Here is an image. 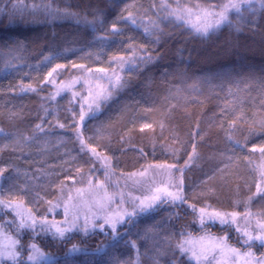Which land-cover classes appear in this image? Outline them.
<instances>
[{"label":"trees","instance_id":"1","mask_svg":"<svg viewBox=\"0 0 264 264\" xmlns=\"http://www.w3.org/2000/svg\"><path fill=\"white\" fill-rule=\"evenodd\" d=\"M225 4L239 8L203 32L218 19L203 13ZM261 149L264 0H0V200L13 205L0 207V228L16 242L18 264H34L32 244L47 256L40 264H210L181 247L199 236L264 259L242 230L264 222ZM168 172L174 185L182 178L184 202L161 196L140 212L135 205L149 197L125 195L137 214L115 234L91 224L103 223L105 209L124 212L119 199L105 209L91 202L99 214L90 219L80 195L70 197L80 187L89 201L128 186L146 195ZM62 195L76 216L53 207ZM15 203L51 230L21 227ZM208 204L242 223L208 220Z\"/></svg>","mask_w":264,"mask_h":264},{"label":"rangeland","instance_id":"2","mask_svg":"<svg viewBox=\"0 0 264 264\" xmlns=\"http://www.w3.org/2000/svg\"><path fill=\"white\" fill-rule=\"evenodd\" d=\"M160 171V170H159ZM144 174L146 173V171L143 172ZM156 172H151L149 174L153 175L152 178L154 177V174ZM142 174V175H144ZM145 176V175H144ZM145 181L144 179L140 180V182H143ZM163 181L164 183H162L160 186H156L157 188H167L169 191H172L173 189H175V186L174 184L170 183L171 181V173L168 172L165 177H163ZM128 184H132V181L130 180L128 182ZM143 185V184H142ZM141 184H137V187H140ZM145 186V185H144ZM157 188H154L152 186H146L145 187V190L146 191V195H142L141 193L139 192H134V189L132 190L129 186L127 187V189H123V193H120V192H113V193H110V194H105V195H92V198L91 197H88V198H91V201H89L86 197H84L83 195H85V193L82 191L83 188H78L74 191L71 190V195L70 197L75 201L78 200V195H80L81 197V201L82 202H79L80 204H82L83 206H86L90 209L89 210V217L90 219H93L95 218L96 214H99V213H94L96 212L94 207L91 205V202H95L97 204L98 207L100 208H103L105 209L104 205L108 206L107 204H109L112 200H110L111 198H114V199H119L121 202H119V204L123 205V210L124 212L126 211L127 209V197H129V200H135L137 198L139 199H142L144 198V196L146 197H151L153 192L156 191ZM217 188V187H216ZM151 189V190H150ZM216 197L218 196V193H219V190L217 189L216 190ZM126 195V196H125ZM86 196H90V195H86ZM123 197V199L121 200L120 197ZM100 197H106L107 198V201L108 203H104L103 202V199H100ZM126 199H125V198ZM145 197V198H146ZM70 198V199H71ZM110 198V199H109ZM62 202H55L53 205L55 206V209H58V208H61L62 204H63V209L65 210V212L67 213L68 210L70 208H68V206L72 207V209H74V211L72 210V213L76 216V209H75V206L73 204H71L70 202H68L67 198L65 196L62 195ZM102 200V201H101ZM101 205H103V207H101ZM14 208L16 209V212H17V217L20 221H25L27 222L28 220V217L29 215H31V217L33 218L32 214L25 208L23 207V205L19 204V203H15L14 204ZM206 212L207 214H210L212 213L211 212V207L210 205L208 204L206 206ZM131 210L127 209V212H130ZM215 212H219L221 214H231L233 213L234 211L232 212H229L231 210H223V209H214ZM69 212L71 213V211L69 210ZM105 212L107 215H114L115 213V210H107L105 209ZM121 214H123L124 212L123 211H119ZM19 213V215H18ZM117 213V212H116ZM234 214V213H233ZM226 217V216H225ZM247 217V216H245ZM244 217V218H245ZM240 218V214L238 213H235V218L234 220L236 221L237 219V223L240 224L242 223V221L239 219ZM34 219V218H33ZM213 222V221H212ZM260 225H264V222H261V223H258ZM255 225V224H254ZM254 225L252 224H246L245 226L242 224V226H244V228L242 229L244 232L247 231L248 233L252 234L253 236L255 235H259L261 234L260 231L258 230V225L256 226V232L254 233L255 231V228H254ZM240 228V227H239ZM254 233V234H253ZM206 236H202V237H195L196 240H193V241H187V239H184L181 244H182V247L186 250L189 251V258H191V260H206L208 261L210 264H236V261L238 260L240 263L244 260L242 264H258V261H253V260H264L263 257H258V258H254L251 254V257H249L247 254L248 253H244V252H241L239 251L238 249L236 248H233V247H229L225 242L223 244H219L218 242H213V241H209L208 238H205ZM192 243H193V246H192ZM13 245H15V251L18 253V258L17 260H19V252L17 250V244L16 242L14 241V239H11L1 228H0V250H5V249H11L13 247ZM32 245H35V244H32ZM31 245V246H32ZM35 247L37 249H39L36 245ZM186 247V248H185ZM235 250V251H233ZM40 253H42L43 255H39L37 254L36 255V259L35 260H32L30 261L31 263H36V264H40L42 263L44 260H48L47 259V256L41 251L39 250ZM193 253H195V256H193ZM33 255V251H32V248H31V253H30V256ZM197 257V258H196ZM209 259V260H207ZM0 260H9L7 258V256L3 257L2 259ZM227 260H231V263H228Z\"/></svg>","mask_w":264,"mask_h":264},{"label":"snow or ice","instance_id":"3","mask_svg":"<svg viewBox=\"0 0 264 264\" xmlns=\"http://www.w3.org/2000/svg\"><path fill=\"white\" fill-rule=\"evenodd\" d=\"M230 8L238 10L239 6L236 4H230V5L225 4L223 6V10L220 12L212 13V12L205 11L203 13L205 16L215 15L218 17V19L216 20L215 25L205 26L202 29V31L206 33L208 30V27L219 26L222 22L227 21L226 13L229 11ZM187 12H188V10H185L186 14H187ZM65 14L71 15L70 13H65ZM173 14L177 15V18H179V15L176 12V10H173ZM128 19L131 20L133 23H135L134 19L131 17V14H129ZM112 30L114 33L118 32V29L116 28L115 24H113ZM198 30H201V29H198ZM149 59H151V57H149ZM59 67H61V66L57 65V68H59ZM53 71H55V69ZM49 75H51V73H49ZM116 83H119V77H116ZM103 98L104 99L108 98L106 93L103 94ZM93 103H96V100H94ZM88 107H89V112L94 113L95 110L93 109L92 105L90 104V105H88ZM96 110H98V104L96 106ZM85 115L86 114L82 110L81 114H80V121H83L85 119ZM37 127H39V125ZM60 127H63V125H60ZM76 136H77V139L80 140L82 149L86 148V145H84V142L81 138L82 133H81L79 128H76ZM237 143H239V142H237ZM261 151L264 152V149H261ZM92 153H93V155L97 156V159H100V157L98 156V154H96L94 149L92 150ZM149 167H152V166L150 165ZM156 167H166L167 169L170 170L172 166L169 165V166H156ZM177 171H180L182 173L183 169H177ZM174 186L177 187V189H178L176 192H171L167 188H157L155 193L151 197L147 198V203L144 200H140L139 203L135 205V208L140 212L146 211L148 208H151L152 205L156 201L160 200L161 196H163L167 200H170L173 203H176L177 201H179L181 203L184 202L182 178L180 179L179 183L177 185H174ZM257 191L258 192L261 191L259 189V187H258ZM120 199L122 200L123 197L121 196ZM137 199H139V198H137ZM0 207H13V205L6 204V202L0 200ZM53 207H55V206H53ZM101 207H103V205H101ZM199 213H200V223H201V225H203L204 224V216L206 215L205 210L202 208L199 210ZM136 214H137L136 211H133V212L125 211L123 214H121L120 212H117L114 215H105V216L99 217V219H102L103 223H101L99 225L92 223L91 227L93 229L98 227L101 230V232L103 233V229L107 225L110 232L115 234L117 226L118 225L123 226L125 216L131 218V217L135 216ZM18 215H19V213H18ZM226 215L229 217L228 219L225 218ZM207 217H208V220H210V221L215 222V221L219 220V223L221 225H227L229 223L234 222L235 214H221L219 212H213V213L207 214ZM89 223L90 222L88 221V219L85 218V222H84L85 231H87V229L89 227ZM37 224H39L41 230H51V226L49 225V223L46 220L36 221L35 219H33L31 217V215H29L27 222L21 221L20 226L21 227L27 226L29 228H34ZM258 230L260 231L261 234L255 235V236L248 233L247 231H245L243 233V237H244L243 242L245 243V245L250 247L253 243L259 241L260 246L264 247V225H258ZM64 231L65 230H63V229L57 228L56 234L59 236H63ZM31 248L33 251V255L29 256L28 260H30V261L35 260L37 254L43 255L42 253H40L39 249H37L35 247V245H32ZM103 249H104V245H101L96 251H97V253H99V252L103 251ZM78 251H80V249L76 246H73L72 249H70V252H73V253L78 252ZM233 251H235V250H233ZM247 255L249 257H251V253H248ZM5 256H7V258L12 262V264H18V260H17L18 253L15 251V245H13V247L10 250L9 249L0 250V259H2ZM193 256H195V253H193Z\"/></svg>","mask_w":264,"mask_h":264}]
</instances>
